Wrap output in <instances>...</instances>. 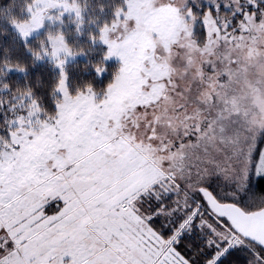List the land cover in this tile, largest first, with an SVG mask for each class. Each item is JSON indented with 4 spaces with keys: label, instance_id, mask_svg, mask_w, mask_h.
Returning a JSON list of instances; mask_svg holds the SVG:
<instances>
[{
    "label": "snow or ice",
    "instance_id": "obj_1",
    "mask_svg": "<svg viewBox=\"0 0 264 264\" xmlns=\"http://www.w3.org/2000/svg\"><path fill=\"white\" fill-rule=\"evenodd\" d=\"M207 5L121 0L113 19L92 37L107 46L105 60L122 61L100 92L72 90L65 60L74 52L62 33L41 41L32 55L50 56L59 68L54 107L45 108L31 90L7 102L0 98V264H225L239 246L252 250L250 264H264V198L253 210L241 205L239 195L253 169L264 176V149L254 160L264 132V80L249 83L246 103L233 89L264 61V0ZM53 7L74 11L82 22L76 0H29L25 22L10 18L26 47L45 16L53 19ZM222 8L230 12L222 15ZM233 48L246 49V57L238 60ZM174 51L184 54L185 77L193 53L208 56L191 79L207 80L211 88L198 105H222L212 118L185 103L155 107L192 91L174 82L168 63ZM13 68L23 71L0 61V76ZM104 70L102 61L96 72ZM214 73L213 83L207 74ZM10 91L0 81V92ZM142 127L138 140L133 129ZM215 176L234 187L218 188ZM53 202L62 207L47 214ZM194 229L203 236L195 248L186 238Z\"/></svg>",
    "mask_w": 264,
    "mask_h": 264
},
{
    "label": "trees",
    "instance_id": "obj_2",
    "mask_svg": "<svg viewBox=\"0 0 264 264\" xmlns=\"http://www.w3.org/2000/svg\"><path fill=\"white\" fill-rule=\"evenodd\" d=\"M76 1L83 7L85 17L82 24L70 17H64L58 31L63 34L74 53L79 54L78 57L65 64V70L69 75V83L73 91L91 87L100 92L106 89L113 80L119 65L116 61L104 59L106 52L104 45L98 39L93 41L92 37L98 36L102 24L113 19V11L121 0ZM28 2L29 0H0V61H11L23 66V71L13 68L7 71L6 75L0 76V81L7 84L11 90L0 92V98L7 102L12 95L31 90L35 96L42 98L44 107L51 110L54 107L52 90L59 70L49 60H36L32 55L33 52H40L41 41L46 40V32L27 39L29 48L25 46V40L18 36L10 23V18L16 20L23 18L24 6ZM102 61L105 70L98 74L96 66ZM249 187L252 194L264 196V176L253 175ZM197 237V233L186 237L192 241L194 248L199 246ZM202 239L201 237L200 240ZM188 251L191 254V249ZM252 260V250L247 246H239L230 250L228 256L225 257V264H250Z\"/></svg>",
    "mask_w": 264,
    "mask_h": 264
},
{
    "label": "rangeland",
    "instance_id": "obj_3",
    "mask_svg": "<svg viewBox=\"0 0 264 264\" xmlns=\"http://www.w3.org/2000/svg\"><path fill=\"white\" fill-rule=\"evenodd\" d=\"M77 2V1H76ZM168 0H156V3L158 5H165L167 4ZM78 3V2H77ZM79 4V3H78ZM201 4H203L204 8H207V0H201ZM80 5V4H79ZM121 5L118 4L117 7H119ZM81 7V15H82V21L84 19V12H83V7L80 5ZM115 7V9L117 8ZM114 9V10H115ZM63 11V9L61 7H53L51 9L48 10V15H51L53 17V19H48L47 15L45 16V19L43 21V24L40 28L35 29L31 32V35L27 38H33L35 37L37 34L41 33V32H46V40L45 43H47V35L49 33L52 34H56L59 29L61 24L63 23V19L64 17H70L71 19L78 21L82 24V22L80 20H78L76 18L75 12H68V11H63V15L60 16L59 19H55V17L57 15H59V13H61ZM222 11V15H227L230 12V9H221ZM114 14V11H113ZM28 12L26 10L23 11V15H22V19L18 20L19 22L23 23L25 22V20L28 17ZM161 20L163 22H166V17H161ZM12 28L16 31V33L18 34L19 37H21L23 40H25L20 33L15 29V27L11 24ZM103 26V24H102ZM54 28V29H52ZM57 31V32H54ZM100 32V29H99ZM197 32L198 35H203V26L202 25H198L197 26ZM60 33V32H59ZM99 34V33H98ZM98 41L104 45L105 47V51L107 50V46L100 40L98 39ZM225 46L223 45V43L220 44L219 48L214 50V56L213 58L217 61H220L221 56L224 52ZM74 52V51H73ZM233 54L236 56V58L238 60H242L246 57V49H232ZM61 55L63 56V53H61ZM184 54L180 53L177 54L175 51L172 53V59L168 60L169 65L171 66L172 69V75L174 78V82L179 86V88H186L191 86L192 91L190 93H186L185 94V98L181 99L178 95L176 96L175 99V104H173V101L171 98H169L166 101H162L160 104L156 105L155 107L158 110L161 109H173L176 106H179L182 103H185L188 105V110L191 111L193 108L195 107H200L201 111H202V116L204 118H212L215 113L217 112V110L222 107V105H218V104H210V105H198L196 103L197 99L199 98L200 95H202L205 92H209L211 91V88L208 87V81H204L203 83L197 81L195 83L192 82L191 77L193 75H197L198 71L200 69L201 63L204 60L208 59L207 55H203V54H196L193 53V55L191 56V65H190V75L185 77L184 76V72L186 70L185 64H184V60L182 59V56ZM79 54L74 53L73 55L67 56L66 60H65V64H67L69 61L75 59L76 57H78ZM42 59H47L49 60L53 66L59 70V68L56 67V64L54 62V60H52V58L50 56H43ZM41 60V59H40ZM106 60H111V61H116L119 65V68L122 65V61L118 56H112ZM251 63H256L255 61L251 62ZM119 68L117 70V72L119 71ZM116 72V73H117ZM138 75V74H137ZM211 77V81L214 83L216 76L219 75V73H214V74H207ZM115 76V75H114ZM114 79V77H113ZM258 80H264V61H261L259 63L256 64V67L253 68H249L248 69V75L247 77L239 80L235 85H233V89L234 92L237 96L241 97V103H246V101L243 100V96L246 95V89L248 88L249 83L258 81ZM108 87V86H107ZM106 87V88H107ZM133 87H138V85H133ZM179 90V89H178ZM177 90V91H178ZM162 114V113H161ZM138 115L140 116V119L143 120V114L138 113ZM182 115V113H181ZM242 122L237 124L236 127H241ZM164 131H166L168 133V135L172 138H175L172 134V132L170 130L165 129ZM133 132H135L137 139L139 140L144 132L143 127L141 128V130L139 132H136V130L133 129ZM261 149H264V132H261L259 139H258V143H257V153L256 156H254V160L258 157V153ZM255 175L254 173V169L253 172L250 174L249 179H248V183H247V187L239 194L240 195V203L242 206L244 207H248L250 209H255V207L261 206V198H264V196H260V195H254L251 193L250 190V180L252 179V176ZM212 183L213 185L219 187L224 188V190L228 191L231 190L234 185H230L227 182H224L221 180V178L219 176H215L212 178ZM169 199H171V196H169ZM62 207V202L57 203V202H53L50 206H48L46 208V212L47 214H54L55 211L59 208ZM197 233L198 236L201 238H203L202 235H200L199 230L198 229H194L193 233ZM262 254H264V250H262ZM68 259H70V257H65V260L67 261Z\"/></svg>",
    "mask_w": 264,
    "mask_h": 264
}]
</instances>
